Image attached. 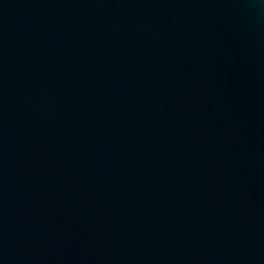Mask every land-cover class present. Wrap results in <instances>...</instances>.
<instances>
[{
	"label": "water",
	"instance_id": "obj_1",
	"mask_svg": "<svg viewBox=\"0 0 264 264\" xmlns=\"http://www.w3.org/2000/svg\"><path fill=\"white\" fill-rule=\"evenodd\" d=\"M0 264H264V0H0Z\"/></svg>",
	"mask_w": 264,
	"mask_h": 264
}]
</instances>
